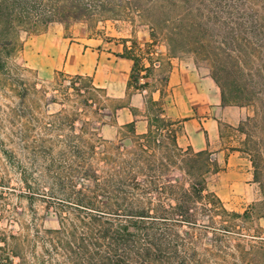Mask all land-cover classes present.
<instances>
[{
    "label": "rangeland",
    "instance_id": "rangeland-1",
    "mask_svg": "<svg viewBox=\"0 0 264 264\" xmlns=\"http://www.w3.org/2000/svg\"><path fill=\"white\" fill-rule=\"evenodd\" d=\"M244 1L255 23L220 15L212 46L231 82L263 101L234 106L252 178L168 135L118 134L114 99L33 57L48 34L119 43L132 84L144 72V86L162 89L175 64L210 75L177 30L187 9L229 0H0V264H264V83L253 82L264 78V0ZM237 24L258 52L247 60L230 44Z\"/></svg>",
    "mask_w": 264,
    "mask_h": 264
},
{
    "label": "crops",
    "instance_id": "crops-1",
    "mask_svg": "<svg viewBox=\"0 0 264 264\" xmlns=\"http://www.w3.org/2000/svg\"><path fill=\"white\" fill-rule=\"evenodd\" d=\"M89 41L59 34L40 36L34 44L36 69L46 75L61 72L89 79L102 95L114 99L108 122L118 134L168 135L178 147L210 153L217 163H241L246 176L253 177L251 157L238 129L244 115L241 108L222 105L220 90L209 73L180 63L169 69L162 89L144 86L148 80L144 72L133 85L134 62L120 56L122 44L108 47L112 43L99 40L92 47Z\"/></svg>",
    "mask_w": 264,
    "mask_h": 264
},
{
    "label": "trees",
    "instance_id": "trees-1",
    "mask_svg": "<svg viewBox=\"0 0 264 264\" xmlns=\"http://www.w3.org/2000/svg\"><path fill=\"white\" fill-rule=\"evenodd\" d=\"M229 1L231 5H228L227 10L225 11L222 10L223 8L221 6H217L216 10H214V8L206 7L205 11H200L199 13L198 11H195V14L190 9H187L189 11H186V20L180 21V27L177 30V35L183 36V31L185 30V28L187 29L184 38L189 41L191 40V43L194 46L192 47V51L197 55H202V59L209 64L210 76L220 90L222 105L243 107L258 104L255 103V100H257L260 106H262L263 101L262 99L258 98L259 94L255 93V95H253L248 93V83H242V80H239L240 83L238 84V81L236 80L237 83L234 85L231 82V75L228 71L230 61H223L222 59H220L212 46V38L214 36L217 37L218 35H220V15L227 14L236 21L240 20V22L248 21L251 23H255L253 15L254 13L247 9L244 0ZM204 12H206L205 17ZM193 17H197L203 22H200V24H198ZM1 18L2 15L0 13V19ZM239 26L240 24H237L236 27L230 30V44L231 47L232 45H234L233 52L237 54V56H244L247 60L251 55L258 52L256 51V49L251 47L250 42L244 37V31ZM261 27L262 25H255L252 28L250 27V32L248 34H252L254 37H258L260 34L259 32L262 29ZM259 66L263 71L264 60H261ZM133 71L134 70H132L131 80L134 83H137L138 77L134 75ZM256 77L257 81H253L254 83H264V78L262 76L256 74Z\"/></svg>",
    "mask_w": 264,
    "mask_h": 264
}]
</instances>
